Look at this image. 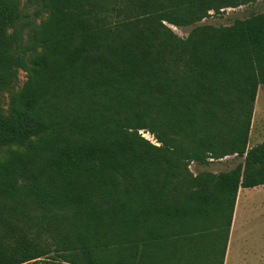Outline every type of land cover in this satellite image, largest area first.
<instances>
[{
  "label": "trees",
  "instance_id": "1",
  "mask_svg": "<svg viewBox=\"0 0 264 264\" xmlns=\"http://www.w3.org/2000/svg\"><path fill=\"white\" fill-rule=\"evenodd\" d=\"M25 1L46 14L27 45L0 0V90L26 71L0 116V264H158L211 203L230 219L238 187L264 184V140L247 148L264 12L194 25L256 0Z\"/></svg>",
  "mask_w": 264,
  "mask_h": 264
},
{
  "label": "crops",
  "instance_id": "2",
  "mask_svg": "<svg viewBox=\"0 0 264 264\" xmlns=\"http://www.w3.org/2000/svg\"><path fill=\"white\" fill-rule=\"evenodd\" d=\"M263 85L258 86L257 92ZM257 92L248 140L253 131L255 115L260 117L257 133L264 126V110L258 108ZM263 140L247 141V148ZM235 165L205 171L217 174ZM210 209L207 217L193 222L190 231L178 232L169 239V243L160 250V264H264V184L238 187L230 219L227 200L223 204L211 203Z\"/></svg>",
  "mask_w": 264,
  "mask_h": 264
},
{
  "label": "rangeland",
  "instance_id": "3",
  "mask_svg": "<svg viewBox=\"0 0 264 264\" xmlns=\"http://www.w3.org/2000/svg\"><path fill=\"white\" fill-rule=\"evenodd\" d=\"M35 7L30 6L26 3L25 0H19V12H20V18L19 22H27L30 25H26L22 27L21 31V42L23 45L29 44L31 42L32 38V30L31 26L33 24H38L40 21L46 16V14H43L42 16H36L34 14ZM264 12V0H256L253 3H248L244 5H240L237 7H226L221 9L218 13H214L212 11L209 12V15L203 18L201 21L195 23L196 24H211L214 26H224V25H229L231 24L235 19H243L251 14L255 13H260ZM194 25L190 26H185V27H176L170 25V27L181 37H186L191 28ZM9 32L12 31V28L8 30ZM32 51H26L25 56L27 58L31 57ZM26 80V71L20 68L16 69V75L13 78L12 83L0 90V116L6 115L9 112L10 105H11V99L12 95L15 91L19 90L24 82ZM260 91V92H259ZM257 92V105L259 106L258 108L264 110V85L260 88ZM255 113V112H254ZM241 117L245 118L246 113L245 111L241 112ZM260 117L254 118V123H253V131L251 132L250 135V140L251 141H261L264 139V126L261 128V132L257 133V127L259 126L260 123ZM140 133L151 140L152 142H156L154 137L149 134V132H144L143 130H140ZM8 150V147L3 148L0 151V155L4 154ZM225 159L223 161L219 160H211L209 159V163L206 165L202 164H197V163H190L188 168L189 170L194 174L196 172H199L200 170H209V169H225L228 166L235 165L237 162L241 161V158L238 156H232V155H227L224 156ZM211 159H216V158H211ZM42 238H46L44 234H42ZM52 254V252L50 253ZM160 264V260L159 263Z\"/></svg>",
  "mask_w": 264,
  "mask_h": 264
},
{
  "label": "built area",
  "instance_id": "4",
  "mask_svg": "<svg viewBox=\"0 0 264 264\" xmlns=\"http://www.w3.org/2000/svg\"><path fill=\"white\" fill-rule=\"evenodd\" d=\"M192 163V162H191Z\"/></svg>",
  "mask_w": 264,
  "mask_h": 264
}]
</instances>
